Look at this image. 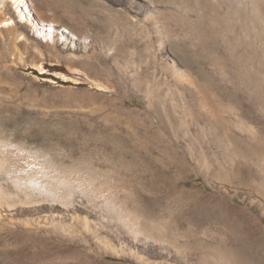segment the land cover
I'll use <instances>...</instances> for the list:
<instances>
[{
	"label": "rangeland",
	"instance_id": "obj_1",
	"mask_svg": "<svg viewBox=\"0 0 264 264\" xmlns=\"http://www.w3.org/2000/svg\"><path fill=\"white\" fill-rule=\"evenodd\" d=\"M41 5L44 17L55 25L86 36L88 43L109 44L113 50L70 55L40 41L42 55L34 50L33 42L32 49L22 43L25 55L20 59L14 34L0 25L4 34L0 37V137L124 184L138 207L153 220L172 227L190 253L184 259L175 252L169 256L148 252L149 264H203L204 254L213 246L233 250L240 264H264V214L257 204L264 177L246 182L230 173L222 159L225 147L217 140L212 123L196 111V103L190 101L187 109L181 108L180 93L154 62L148 69L137 54L130 61L125 59L128 53L123 57L121 49L129 41L111 29L112 18L103 3L44 0ZM188 11L195 17L192 9ZM122 17L119 14L114 19L120 22ZM185 58L209 100L213 93L226 107L234 106L243 117L247 114L255 119L256 128L264 127L259 122L264 114L258 109L263 93L260 100L253 99L250 90L224 78L214 66L211 51L192 49ZM125 67L133 75L124 73ZM141 73L150 82L145 77L137 82ZM153 76H161L164 83L162 79V84L156 83ZM149 89L154 93L150 95ZM160 99L167 100L166 105ZM245 104L252 108L250 113L241 109ZM224 118L235 119V114L226 113ZM181 124L189 129V136ZM231 130L226 134L241 135ZM204 164L209 167V177L203 172ZM263 164L260 162L264 169ZM7 242L12 239L2 233L0 252L7 249ZM124 257L105 256L96 248L85 260L86 264H141ZM0 264L22 263L0 255Z\"/></svg>",
	"mask_w": 264,
	"mask_h": 264
},
{
	"label": "bare ground",
	"instance_id": "obj_2",
	"mask_svg": "<svg viewBox=\"0 0 264 264\" xmlns=\"http://www.w3.org/2000/svg\"><path fill=\"white\" fill-rule=\"evenodd\" d=\"M43 1L0 0V25L14 34V46L20 59L25 55L20 49L22 43L29 49L33 42L34 50L42 55L40 41L60 47L70 55L95 54L97 50L112 52L111 45L88 43L86 36L82 38L70 28L46 19L41 7ZM95 1L105 5L112 18L111 29L115 28L117 34L129 41L128 47L121 49L123 57L128 53L125 59L130 61L131 56L137 54L148 69L153 62L157 64L180 93L181 108L187 109L188 102L194 101L196 111L212 123L217 140L225 147H222L226 153L222 159L230 173L246 182L264 177L260 166V162L264 163V127L256 128L255 119L247 114L243 117L234 106L227 104L226 107L213 93L209 100V94L199 77L189 69L185 58L192 49L211 51L214 66L220 69L222 76L238 82L242 88L250 90L253 99L260 100L264 94V0ZM191 9L195 17L188 11ZM119 14L123 16L120 22L116 21ZM0 37H4L1 31ZM122 71L133 75L128 67ZM139 78L150 82L142 73L135 80L138 82ZM153 78L162 84L164 75ZM151 89L150 95L154 93ZM160 100L163 105L167 101ZM250 108L246 104L241 106L244 113H250ZM258 109L264 114V101ZM170 111L175 113L174 108ZM231 112L235 119H225L224 115ZM259 122L264 125V119ZM180 126L189 136V129ZM231 129L241 135L231 132L232 135H227L226 131ZM252 166H256L259 173ZM79 167L64 165L51 154L0 137V235L6 233L8 239H12L6 243L7 249L0 252L1 256L22 264H86L85 258L88 260L90 252L100 248L105 256H129L141 264H149L145 256L148 252L168 256L175 252L184 259L189 257L188 249L180 244L182 237L179 239L171 226L170 229L146 215L124 184ZM202 168L207 177L209 167L204 164ZM261 195L264 196V191ZM262 196L257 198V204L264 214ZM81 246L87 252H82ZM213 248L207 253L203 251L206 253L203 264L211 261L240 264L233 250Z\"/></svg>",
	"mask_w": 264,
	"mask_h": 264
}]
</instances>
